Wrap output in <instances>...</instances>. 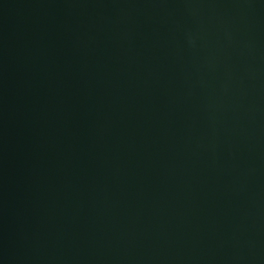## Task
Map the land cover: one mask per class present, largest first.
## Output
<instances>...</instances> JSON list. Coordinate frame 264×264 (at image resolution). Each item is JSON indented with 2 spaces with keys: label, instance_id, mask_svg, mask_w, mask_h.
Here are the masks:
<instances>
[{
  "label": "water",
  "instance_id": "1",
  "mask_svg": "<svg viewBox=\"0 0 264 264\" xmlns=\"http://www.w3.org/2000/svg\"><path fill=\"white\" fill-rule=\"evenodd\" d=\"M0 264H264V0H0Z\"/></svg>",
  "mask_w": 264,
  "mask_h": 264
}]
</instances>
